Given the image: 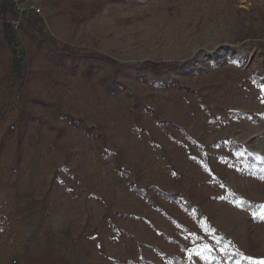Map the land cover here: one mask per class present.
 <instances>
[{"label":"rangeland","instance_id":"374dc122","mask_svg":"<svg viewBox=\"0 0 264 264\" xmlns=\"http://www.w3.org/2000/svg\"><path fill=\"white\" fill-rule=\"evenodd\" d=\"M0 1V264L264 260V0Z\"/></svg>","mask_w":264,"mask_h":264},{"label":"trees","instance_id":"16d2710c","mask_svg":"<svg viewBox=\"0 0 264 264\" xmlns=\"http://www.w3.org/2000/svg\"><path fill=\"white\" fill-rule=\"evenodd\" d=\"M94 56L97 59H102V60H107L106 57H102L99 54L95 53ZM180 66V64L178 63H165V62H146L145 63V67H147L152 73L157 74L161 71H164L170 67H178ZM97 70L98 68L96 66H93L91 64L85 66L82 70V75L89 78L93 75H97ZM101 82L103 84V87L105 89V91L109 92V93H116V92H121V89H119V87H117L115 84H113L112 82L109 81V78L107 76L101 77ZM162 88L163 89H178V90H184L185 87L182 86L181 84H178L177 82H170V83H164L162 84ZM21 120L23 121V125L27 126V122L25 121V116L22 115L21 116ZM66 120L68 122V124L70 125V127L75 128V129H80L82 130L84 133L86 134H93V129L91 127L85 126L84 124H82L80 121L75 120L71 117H66ZM9 133L15 135V131L13 129H9ZM6 138L7 135H3L0 138V153L2 152V150L4 149V146L6 145ZM234 147H238V146H234ZM133 192L138 195L141 196L143 198H145L147 201H151L152 197L150 196V193L148 190H142L139 187H134L133 188ZM158 195L168 199V200H179L181 199L180 195L178 194H165L163 192L157 191L156 192ZM184 206L188 209H192L194 208V204L192 203H188L186 201H184ZM249 208V207H248ZM173 261L174 264H189L187 263L185 260L178 258V257H173ZM229 264H234L233 263V259L230 261ZM240 264H249V262L247 261H243Z\"/></svg>","mask_w":264,"mask_h":264},{"label":"built area","instance_id":"2783aa9c","mask_svg":"<svg viewBox=\"0 0 264 264\" xmlns=\"http://www.w3.org/2000/svg\"><path fill=\"white\" fill-rule=\"evenodd\" d=\"M8 4L11 11L10 24L15 30L19 29L27 17H44L41 0H8Z\"/></svg>","mask_w":264,"mask_h":264},{"label":"snow or ice","instance_id":"6c2138e0","mask_svg":"<svg viewBox=\"0 0 264 264\" xmlns=\"http://www.w3.org/2000/svg\"><path fill=\"white\" fill-rule=\"evenodd\" d=\"M261 91H264V88L261 89ZM237 156H242L243 153L237 152ZM264 171V170H262ZM236 206L239 207L240 203L237 202ZM259 213L253 212L251 215L254 219H258L260 221H264V205L259 206ZM215 250L208 245H204L202 249H196L194 248L190 253H189V260L191 261V256L194 253L195 255L199 256L203 261H205V264H213L214 261L217 260V257L213 255V252ZM221 252L224 254H227L224 252L223 249H221ZM246 259L249 261V264H264V260L260 261H253L251 257H246ZM239 264V262H237Z\"/></svg>","mask_w":264,"mask_h":264},{"label":"bare ground","instance_id":"6f19581e","mask_svg":"<svg viewBox=\"0 0 264 264\" xmlns=\"http://www.w3.org/2000/svg\"><path fill=\"white\" fill-rule=\"evenodd\" d=\"M249 5V4H248Z\"/></svg>","mask_w":264,"mask_h":264}]
</instances>
